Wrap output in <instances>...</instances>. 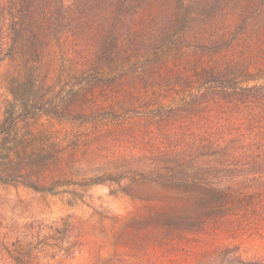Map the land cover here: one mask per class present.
<instances>
[{"label": "trees", "instance_id": "obj_1", "mask_svg": "<svg viewBox=\"0 0 264 264\" xmlns=\"http://www.w3.org/2000/svg\"><path fill=\"white\" fill-rule=\"evenodd\" d=\"M0 90V184L139 198L144 251L264 220V0H0Z\"/></svg>", "mask_w": 264, "mask_h": 264}, {"label": "rangeland", "instance_id": "obj_2", "mask_svg": "<svg viewBox=\"0 0 264 264\" xmlns=\"http://www.w3.org/2000/svg\"><path fill=\"white\" fill-rule=\"evenodd\" d=\"M156 191L144 185L136 193ZM89 194L78 201L0 184V264H264V220L232 233L207 234L185 248L144 251L116 237L146 202L105 185L92 187ZM65 220L73 225L69 250L65 241L60 248L48 238L51 227Z\"/></svg>", "mask_w": 264, "mask_h": 264}]
</instances>
